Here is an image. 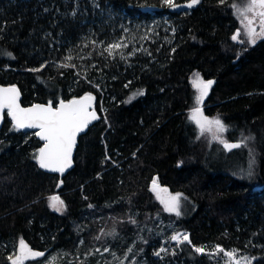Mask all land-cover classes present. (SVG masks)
<instances>
[{"label": "trees", "instance_id": "16d2710c", "mask_svg": "<svg viewBox=\"0 0 264 264\" xmlns=\"http://www.w3.org/2000/svg\"><path fill=\"white\" fill-rule=\"evenodd\" d=\"M72 1L0 0V86H17L25 106L91 94L99 115L78 141L73 168L61 174L40 168V140L14 130L4 114L0 264L20 240L43 253L27 264H119L129 249L143 264H214L194 250L209 245L264 264V38L232 39L245 0H200L182 11L160 0H96L117 15L99 25L90 7L74 12ZM122 13L137 22L167 16L169 25L111 55L103 47L122 35ZM195 73L214 81L204 114L219 118L218 136L240 141L239 149L227 153L190 119ZM153 179L181 195L179 216L154 199ZM52 195L63 212L50 207ZM168 224L191 243L152 259Z\"/></svg>", "mask_w": 264, "mask_h": 264}, {"label": "snow or ice", "instance_id": "6c2138e0", "mask_svg": "<svg viewBox=\"0 0 264 264\" xmlns=\"http://www.w3.org/2000/svg\"><path fill=\"white\" fill-rule=\"evenodd\" d=\"M200 0H190L186 5L188 8H192L194 5L198 4ZM164 3L169 7H178L174 3V0H164ZM223 3V0H221ZM259 8L261 11L256 12L255 9ZM253 12V17L249 18L245 13ZM241 15H244V21H241L245 29V35L248 38L250 44H255L257 38H264V0H250V3ZM260 16L259 31H257V25L255 24V16ZM240 35L239 30L232 37L233 40H238ZM242 42V41H241ZM121 45H113V48H119ZM111 54V49H106ZM9 55H11L9 53ZM67 67V65H64ZM40 69H31V71H39ZM214 81L208 80L204 81L200 78L199 74H195V79L193 81V86L196 88L198 95L196 96L197 107L192 110L190 119H192L201 130V134L204 131L211 132L213 127H215L217 132H222L225 130L223 122L219 118L209 119L203 115L202 109L199 107L203 104L205 97L208 95ZM139 94H143L142 92ZM19 91L15 86L8 88H0V113H3L4 109H7V115L11 117L13 122V129L19 131L25 128H35L39 129L35 135L39 136L41 140L45 143L38 151V154L34 156V159L38 162L40 168L49 170L51 172H59L63 174L66 168L71 166L72 151L75 147L76 137L78 133L82 132L85 127L92 121L96 120V112L94 110L90 111L92 108L95 97L91 94H86L80 99H73L65 103L61 101L59 107L53 108L52 104L49 105H33L30 108H22L19 104ZM0 119H3L0 116ZM218 138V137H217ZM221 143L228 150L233 148H238L240 144H229L223 140ZM251 175V173H249ZM152 191L157 195V199L164 204L165 211L175 212L177 216L180 215L179 211V194L175 196L162 197L161 192L167 193L166 188H160L156 179L152 181ZM50 207L56 211H60L63 207V201L60 200L58 196H52L49 198ZM91 207V206H90ZM135 223V221H132ZM99 239V237H97ZM172 241L177 244H182L185 241L190 242L187 234L177 233L170 237ZM107 251V249H105ZM195 252L203 253V248H195ZM99 251V249H97ZM131 251V249H129ZM161 251H166L162 248ZM225 255L229 257L235 256V250L228 252L223 249H219ZM43 253L32 250L23 241L20 240L17 253L12 256L10 255L8 259L11 264H25V261L31 258H36L42 256ZM159 255V252L156 253ZM245 264H250L247 257L243 258ZM234 264H241L240 260H235Z\"/></svg>", "mask_w": 264, "mask_h": 264}, {"label": "rangeland", "instance_id": "374dc122", "mask_svg": "<svg viewBox=\"0 0 264 264\" xmlns=\"http://www.w3.org/2000/svg\"><path fill=\"white\" fill-rule=\"evenodd\" d=\"M64 1H66V0H64ZM80 1H82V0H73L72 1L74 12H79L81 14L88 13V7H90L92 9L91 10L92 16L96 17V19H97V20L91 21V23L93 25H99L101 22L107 23L110 20H112L114 17H117V15L110 12L109 9H106V10L100 9L98 7V5L96 4V0H87L88 6L80 4ZM160 1L164 3V0H160ZM174 2H175V0H174ZM249 3H250V0H245L243 2H240L238 5L237 11H236V17L238 18L241 29L239 31L240 35L238 37V40H235V41H240V42L244 41V42H247L248 44H250V43L248 42V38L245 35L244 26L241 23V21H244V23H247V21L244 19V15H241V13L245 12ZM255 11L259 12V11H261V9L256 8ZM245 14L249 18L253 17V12H246ZM150 15L153 17H151L147 21L137 22L135 18H130L127 15H124L123 13L120 14L118 17H119V25L123 29L122 35L117 40L112 41L111 43L105 45V47H103V48L105 50L111 49V55L112 54L115 55L116 52H121L123 48L127 47L128 43L135 45L136 42H139L140 44H142L144 39L152 37L154 35H158L159 33L157 32V30L159 27H161L164 31H166V29L169 25L168 22L166 21L167 16H157L156 17L153 13H151ZM260 19L261 18L259 15L255 16V24L257 25V31H259ZM163 25H166L167 27L163 26ZM89 30H90V28H88V31ZM259 39L260 38L258 37L257 40H259ZM98 44H99V46H101L100 42ZM116 44H120L121 46L119 48H113L112 46L116 45ZM133 48H135V47H133ZM107 52L109 53V51H107ZM81 58L82 57H80V59ZM195 74H197V73H195ZM195 74L192 76V80L190 82V85H191L192 89H194V91L197 93L196 88L193 86ZM197 95H198V93H197ZM199 107L202 109L203 115L206 116L204 114L203 107L201 105ZM206 117H208V116H206ZM208 118L213 119L210 117H208ZM211 133H212L213 137L215 138V140H217L220 144H221V140L225 141L223 138L218 136L215 127H213V130L211 131ZM157 183H158V181H157ZM159 186H160V188H166L167 189V193H164V192L160 193V195L162 197L177 195V194L171 193L167 187H163L160 184H159ZM150 189L152 191V184L150 185ZM152 194H153L154 199H156V201L158 202V204L162 208V210L165 211L164 204H162L160 202V200L157 199L156 193L154 191H152ZM52 196H58V195H52ZM179 197H180V199H179V210H180V201L182 200V198H181V195H179ZM49 203H50V201H49ZM63 209H64V206L61 208L60 211H57V212L61 213V212H63ZM183 211L184 210H181V212H183ZM165 212L176 215L175 212H168V211H165ZM150 215L153 216V214H150ZM172 226H173L172 224H168V226L166 228L162 227V231L160 232L161 234L159 233L158 243L155 241L153 242L152 259L156 260V259H160L163 257H167V254L172 255L173 252H177V250L179 249L180 244H177L175 241H172L170 239V237L174 234H177V233L187 234V232L184 230H175ZM19 242L20 241H18V244L13 246L9 250V252H10L9 255L14 256L17 253V250L19 247ZM184 243H188V242L185 241ZM162 248L166 249V251H161ZM218 248L222 249L221 247H219L217 245H209L208 247L203 248L204 249L203 253L208 255L209 259L214 264H234L235 260H240L241 264H245V261L243 259L244 257H247L249 259L250 264H253V262L255 261L254 257H252L251 255L244 253V252H242L236 248H232V249H228V250L223 249V250L228 251V252L235 250V256L234 257H229V256L225 255L224 252L218 251ZM157 252H159V255H156ZM199 254H202V253H199ZM134 255H136V254H134L133 251L129 252V250H128L127 252L123 253V255H121L119 260H118V258H116L115 255H112V258L117 259L119 264H138V263L143 264L145 262V261L137 262V258ZM42 256L28 259L27 261H25V264H27L31 260L40 259ZM48 259L50 261H54V258L52 256H50ZM175 263H177V262H173L170 264H175ZM1 264H7V261H5ZM8 264H11V262H9Z\"/></svg>", "mask_w": 264, "mask_h": 264}, {"label": "water", "instance_id": "95a60500", "mask_svg": "<svg viewBox=\"0 0 264 264\" xmlns=\"http://www.w3.org/2000/svg\"><path fill=\"white\" fill-rule=\"evenodd\" d=\"M190 2V1H189ZM188 2V3H189ZM188 3H186V4H184L182 7L180 6V7H177V9H180V8H188V7H186V5L188 4ZM12 86H15V85H3V86H0V88H8V87H12ZM17 89H18V91H19V104H20V106L22 107V108H30V107H32L33 105H44V106H47V105H49V103H51V102H49V103H34V104H31V105H22V103H21V93H20V90H19V88L17 87V86H15ZM83 96H85V95H83ZM83 96H80V97H77V98H72V99H70V100H73V99H80L81 97H83ZM70 100H60V101H58L57 103H55V104H53V103H51L52 104V106H53V108H56V107H59V104H60V102L61 101H64L65 103H67L68 101H70ZM90 111H92V110H94L95 112H96V110H95V105H94V102H93V105H92V108L91 109H89ZM7 114V109H4V111H3V113H0V116H2L3 117V119H0V128H1V126H2V124H3V121H4V114ZM96 115H97V117H98V113L96 112ZM8 118L10 119V121L12 122V120H11V117H9L8 116ZM98 121V119H96V120H92L86 127H85V129L82 131V132H80V133H78V135H77V137H76V143H75V147L73 148V151H72V157H71V166L70 167H68V168H66L65 169V171L64 172H68V171H70L72 168H73V166H74V156H75V152H76V147H77V145H78V141H79V139H80V137L82 136V135H84L86 132H87V130H88V128L90 127V126H92L93 124H95L96 122ZM13 123V122H12ZM22 130H24V131H28V132H34V133H36V132H38L39 131V129H35V128H25V129H22ZM37 136V135H36ZM37 138L40 140V142H41V147H43V145H44V141L43 140H41L40 138H39V136H37ZM227 143H229V144H233V143H236V144H240V145H242V143L240 142V141H228ZM222 148L228 153V152H230V151H233V150H237V149H239L240 147H238V148H233V149H231V150H228V149H226L225 147H224V144L222 143ZM40 147V148H41ZM38 154V153H37ZM42 169V168H41ZM42 170H44L45 172H47V173H55V172H51V171H49V170H46V169H42Z\"/></svg>", "mask_w": 264, "mask_h": 264}, {"label": "bare ground", "instance_id": "6f19581e", "mask_svg": "<svg viewBox=\"0 0 264 264\" xmlns=\"http://www.w3.org/2000/svg\"><path fill=\"white\" fill-rule=\"evenodd\" d=\"M189 2V1H188ZM188 2H184V3H181V4H178V7H182L184 4H186V3H188ZM151 9L152 10H155V9H157L156 7H151ZM190 8H180V9H177V7H176V10H179V11H182V10H189ZM93 96V95H92ZM94 105H95V101H94ZM98 117H99V115H98ZM98 120H99V118H98ZM225 142H228V140L227 141H225ZM221 145H222V143H221Z\"/></svg>", "mask_w": 264, "mask_h": 264}]
</instances>
